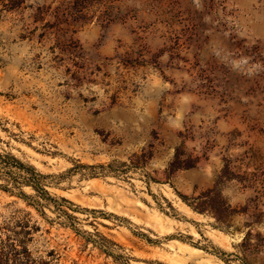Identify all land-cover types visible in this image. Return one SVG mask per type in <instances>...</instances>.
<instances>
[{"label":"rangeland","instance_id":"374dc122","mask_svg":"<svg viewBox=\"0 0 264 264\" xmlns=\"http://www.w3.org/2000/svg\"><path fill=\"white\" fill-rule=\"evenodd\" d=\"M0 153V264H264V0H0Z\"/></svg>","mask_w":264,"mask_h":264},{"label":"trees","instance_id":"16d2710c","mask_svg":"<svg viewBox=\"0 0 264 264\" xmlns=\"http://www.w3.org/2000/svg\"><path fill=\"white\" fill-rule=\"evenodd\" d=\"M10 155H3L0 153V169H10L13 167L12 164H14V166H17V167H22V164L20 161L14 159V160H10ZM13 161V162H12ZM31 173L34 172V169L33 168H30L29 169ZM1 175V174H0ZM24 182L26 183H29L30 185L34 186L35 188H37V184H35V182H33L31 180V176H25L24 178ZM42 198L45 200V204L49 207H52L53 208V204L57 198L54 197V196H50L49 194H47L46 192H43L42 194Z\"/></svg>","mask_w":264,"mask_h":264}]
</instances>
